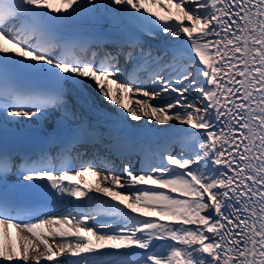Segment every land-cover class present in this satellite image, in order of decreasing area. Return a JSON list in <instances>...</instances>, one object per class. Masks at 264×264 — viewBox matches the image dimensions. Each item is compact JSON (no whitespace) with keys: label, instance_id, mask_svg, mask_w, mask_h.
<instances>
[{"label":"snow or ice","instance_id":"obj_1","mask_svg":"<svg viewBox=\"0 0 264 264\" xmlns=\"http://www.w3.org/2000/svg\"><path fill=\"white\" fill-rule=\"evenodd\" d=\"M105 6L150 33L178 39L164 54L131 39L136 54L122 45L108 52L97 42L98 50L81 56L67 51L57 26L94 11L95 0H0V41L11 45L0 43V127L50 109L66 116L64 84L78 88L87 80L133 121L186 125L177 130L187 134L188 151L161 152L139 170L125 160L117 171L107 159L101 168L93 161L77 168L69 154L79 137L61 139L59 123L46 146L20 163L0 147V226L6 236L17 229L19 242V250L0 242V264H264V0ZM120 55L132 62L131 72L124 74ZM10 69L46 74L54 86L21 87ZM48 144L60 151L50 154ZM14 167L24 186L86 200L88 209L78 204L62 216L23 217L7 184ZM87 174L95 185L86 183ZM50 239L61 242L54 248Z\"/></svg>","mask_w":264,"mask_h":264},{"label":"bare ground","instance_id":"obj_2","mask_svg":"<svg viewBox=\"0 0 264 264\" xmlns=\"http://www.w3.org/2000/svg\"><path fill=\"white\" fill-rule=\"evenodd\" d=\"M164 2L166 4L167 0H164ZM106 4L107 0H95L96 8L94 11H85L76 20L57 26L58 35L62 39L69 36L79 37L96 34L107 38L113 36L116 39H127L128 41L136 39L140 47L145 48V50L151 48L154 54H164L165 50L170 49L178 39L166 36L164 33L158 31L150 33L148 28L143 25L130 23L126 17L114 12L112 8L106 7ZM148 6L152 12H158L160 15L166 14L161 8L152 5ZM0 43H5V46L11 47L6 42L0 41ZM172 58L173 53L168 51L165 59L171 60ZM176 59L179 60V56ZM119 66L124 70L125 74L133 70L132 62H126L125 58L119 62ZM112 87L114 89L115 85H112ZM78 89L83 91L86 96V102H81L74 97L68 98L69 104H67L66 116L62 109L54 112L50 109L45 116L38 115L33 119L18 118L20 120L19 123L9 122L4 124L3 128L15 132L28 129L52 130L58 123L60 125L58 129L99 125L104 129L103 132H98L97 134L98 139H101L100 145L102 148H106L104 152L124 156L125 159L131 161L136 170L142 167L141 161H151L147 160L145 155L160 147L165 141L171 140L177 143L176 150L172 152L174 154L188 151L189 139L187 134L177 130L178 128L187 127L186 125H180L177 121L173 120L168 125H158L153 121L152 125L147 126L144 118L141 121H133L129 117L122 115L121 113L124 110L108 102L90 81L85 80ZM191 98L189 96V99ZM124 102L126 104L128 103L127 97ZM3 119L4 115H0V121H3ZM94 148L96 150H93ZM86 149L89 155L96 160H101L103 152L97 146L91 149L90 145H88ZM111 150L113 151L111 152ZM163 153L167 154V152ZM85 181L88 185H95L96 177L87 174ZM95 194L101 195L98 193ZM104 199L110 198L104 197ZM70 212L74 211L62 208L57 216H62ZM98 219L106 220L108 218L106 216H100ZM8 233L9 235H4L2 226H0V242L8 243L10 241L19 250V242L16 235L17 229L9 228ZM24 235H28V233H24ZM60 242L57 239L53 243L50 239V243H53L54 248L55 244ZM41 251H43V248H41ZM101 251L117 250L102 249ZM119 251L124 250L121 249Z\"/></svg>","mask_w":264,"mask_h":264},{"label":"rangeland","instance_id":"obj_3","mask_svg":"<svg viewBox=\"0 0 264 264\" xmlns=\"http://www.w3.org/2000/svg\"><path fill=\"white\" fill-rule=\"evenodd\" d=\"M123 250V249H122Z\"/></svg>","mask_w":264,"mask_h":264}]
</instances>
